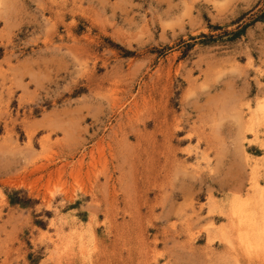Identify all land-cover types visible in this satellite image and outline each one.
I'll use <instances>...</instances> for the list:
<instances>
[{
	"label": "rangeland",
	"instance_id": "1",
	"mask_svg": "<svg viewBox=\"0 0 264 264\" xmlns=\"http://www.w3.org/2000/svg\"><path fill=\"white\" fill-rule=\"evenodd\" d=\"M0 264H264V0H0Z\"/></svg>",
	"mask_w": 264,
	"mask_h": 264
},
{
	"label": "bare ground",
	"instance_id": "2",
	"mask_svg": "<svg viewBox=\"0 0 264 264\" xmlns=\"http://www.w3.org/2000/svg\"><path fill=\"white\" fill-rule=\"evenodd\" d=\"M249 201V200H248ZM241 203V202H240ZM247 203V202H246ZM238 204V202H237ZM245 204V203H244ZM244 204H239V205H232V213L236 216L237 221V230H239V227H242L243 225H245V223L247 224L248 227L255 226V223L253 222V213H251L252 211H249L250 209L247 208L248 206H243ZM243 206V207H242ZM257 209V208H256ZM243 222V223H242Z\"/></svg>",
	"mask_w": 264,
	"mask_h": 264
},
{
	"label": "trees",
	"instance_id": "3",
	"mask_svg": "<svg viewBox=\"0 0 264 264\" xmlns=\"http://www.w3.org/2000/svg\"><path fill=\"white\" fill-rule=\"evenodd\" d=\"M240 32L241 31H239V32H235L234 34H233V37H237L239 34H240ZM204 36V35H203ZM11 200V199H10ZM11 202H13V200H11Z\"/></svg>",
	"mask_w": 264,
	"mask_h": 264
}]
</instances>
